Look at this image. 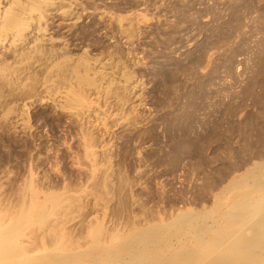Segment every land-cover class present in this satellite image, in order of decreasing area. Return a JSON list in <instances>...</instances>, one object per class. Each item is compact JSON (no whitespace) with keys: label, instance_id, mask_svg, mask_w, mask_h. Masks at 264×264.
<instances>
[{"label":"rangeland","instance_id":"obj_1","mask_svg":"<svg viewBox=\"0 0 264 264\" xmlns=\"http://www.w3.org/2000/svg\"><path fill=\"white\" fill-rule=\"evenodd\" d=\"M20 2L30 34L15 49L0 46L9 70V82L0 80L4 202L28 199L33 185L78 199L76 238L149 230L164 239L178 218L226 203L233 183L253 185L264 166V0ZM86 64L103 76L102 92L116 87L108 97L83 90L100 110L88 122L51 94H82ZM84 137L101 169L95 177Z\"/></svg>","mask_w":264,"mask_h":264},{"label":"bare ground","instance_id":"obj_2","mask_svg":"<svg viewBox=\"0 0 264 264\" xmlns=\"http://www.w3.org/2000/svg\"><path fill=\"white\" fill-rule=\"evenodd\" d=\"M37 1L38 5H41L45 0ZM6 2L9 3L8 8L3 11L0 8V46L8 43V46L15 49L30 34H27L30 19L28 14L24 13L26 9L21 7L20 0ZM89 65L87 67L86 64L87 70L85 69L82 81L79 79L81 74L76 77L85 86L81 91L85 90L93 95L96 92L108 97L116 87L112 84L108 86V90L102 92L100 84L96 85V81L103 77L100 75L103 72H98L99 77L92 75L93 78L89 74L93 65L90 68ZM74 68L76 69L71 67L70 71L73 72V69L78 72L79 69L77 70L76 66ZM6 69L5 72L8 70ZM5 72L4 68L0 67V80L3 78L4 82H9ZM78 75L76 73L75 76ZM46 87H41L44 94L48 92ZM78 90L56 91L57 93H51L52 99L70 105V114L78 121L87 120L95 114L98 116L100 110L97 111L91 102L86 101L83 95L85 91L81 94L80 91L76 92ZM88 141L84 145L85 154L86 158L92 161V175L95 177L101 169ZM104 183V180H99L98 185L102 186ZM29 191V198L19 195L23 198L18 196L21 200L18 199L15 205L7 204L8 202H4L0 197V264H104V261L110 259L111 253L115 254L111 264H264V166L253 175V185L244 182L233 183L227 190V193L233 195L226 203L215 207L209 215L199 212L191 214L188 218H178L164 239L163 235L157 232L149 234V230H134V233H113L95 240L99 235L96 237L97 234L91 233L94 227H88L90 232L84 231L91 233L89 238L85 234L88 239L76 238L71 235L69 226L72 222L71 211L73 212L72 208L78 199L68 195H43L33 185L29 187ZM171 239L172 242L177 241L179 246H172V250L163 255V252H159L160 246L162 243L167 245Z\"/></svg>","mask_w":264,"mask_h":264}]
</instances>
